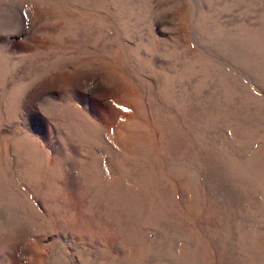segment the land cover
Returning a JSON list of instances; mask_svg holds the SVG:
<instances>
[{
    "label": "rangeland",
    "instance_id": "obj_1",
    "mask_svg": "<svg viewBox=\"0 0 264 264\" xmlns=\"http://www.w3.org/2000/svg\"><path fill=\"white\" fill-rule=\"evenodd\" d=\"M0 264H264V0H0Z\"/></svg>",
    "mask_w": 264,
    "mask_h": 264
}]
</instances>
